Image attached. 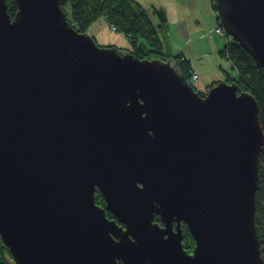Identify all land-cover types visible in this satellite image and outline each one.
Instances as JSON below:
<instances>
[{"label":"water","instance_id":"obj_1","mask_svg":"<svg viewBox=\"0 0 264 264\" xmlns=\"http://www.w3.org/2000/svg\"><path fill=\"white\" fill-rule=\"evenodd\" d=\"M66 1L15 0L12 17L0 0V237L15 263L264 264L256 97L226 80L200 93L172 61L99 45ZM216 2L264 69V0Z\"/></svg>","mask_w":264,"mask_h":264},{"label":"trees","instance_id":"obj_2","mask_svg":"<svg viewBox=\"0 0 264 264\" xmlns=\"http://www.w3.org/2000/svg\"><path fill=\"white\" fill-rule=\"evenodd\" d=\"M69 1L72 16L70 18L69 13H67L68 19L80 33H89L90 28L95 23L107 19L113 31L121 33L129 41L127 49H121L117 46L119 49L123 52L130 51L140 58L172 61L176 68L196 88L195 83L192 81L193 74L191 73L189 60L182 55H174L168 47L171 29L163 10L153 9L152 11L146 9L135 0H67L63 3V6ZM212 2H214V10L217 12L216 0H212ZM8 11L12 17L17 13L15 0H8ZM221 55L229 59L234 71L233 73H227L225 80L230 84L237 82L239 91H248L256 97L261 107L259 118L264 128V69L259 67L253 56L231 37H229L228 45L221 52ZM215 84L209 87L211 88ZM259 161L260 184L256 200V225L264 259V146ZM96 200L101 206H106V201L99 192ZM107 216L110 219L115 218L110 211H107ZM156 219L160 221L158 216H156ZM184 229L185 248L189 252H193L195 239L189 229L185 226ZM0 264H16L10 248L5 246L2 237H0Z\"/></svg>","mask_w":264,"mask_h":264},{"label":"crops","instance_id":"obj_3","mask_svg":"<svg viewBox=\"0 0 264 264\" xmlns=\"http://www.w3.org/2000/svg\"><path fill=\"white\" fill-rule=\"evenodd\" d=\"M135 1L146 9L165 12L171 29L168 47L174 55L189 60L192 74H199L200 79L195 84L198 90L207 91L215 82L224 81L227 73L234 72L229 59L221 55L227 42L225 45L223 37L213 30L219 21V13L214 10L212 0ZM88 34L99 43H106L103 45L127 49L129 44L121 33L113 31L107 19L95 23Z\"/></svg>","mask_w":264,"mask_h":264},{"label":"built area","instance_id":"obj_4","mask_svg":"<svg viewBox=\"0 0 264 264\" xmlns=\"http://www.w3.org/2000/svg\"><path fill=\"white\" fill-rule=\"evenodd\" d=\"M218 26L216 27V33L217 34H220L223 38L224 37H226L228 40H229V37H230V35H229V33H227V31H226V28H225V26H224V23H222V21L221 20H219L218 21ZM229 36V37H228ZM192 81L196 84L198 81H199V75H197V74H193V76H192Z\"/></svg>","mask_w":264,"mask_h":264},{"label":"rangeland","instance_id":"obj_5","mask_svg":"<svg viewBox=\"0 0 264 264\" xmlns=\"http://www.w3.org/2000/svg\"><path fill=\"white\" fill-rule=\"evenodd\" d=\"M217 3V2H216ZM64 8H65V10L69 13V17L71 18V16H72V9L70 8V1L67 3V4H65L64 5ZM218 22V21H217ZM216 22V23H217ZM218 24L219 23H217L216 24V26H215V28L213 29L214 30V32L216 33V27L218 26ZM213 30H212V32H213ZM212 32H210V33H212ZM217 34V33H216ZM220 35V34H219ZM219 37H221V36H219ZM222 38V37H221ZM224 41H225V45H226V42H227V45H228V39L226 38V37H224V38H222ZM227 40V41H226ZM98 42V41H97ZM98 44L99 45H102L103 46V44H106V43H103V44H101V43H99L98 42ZM104 46H106V45H104ZM226 47V46H225ZM196 74V73H195ZM197 75H199V74H197Z\"/></svg>","mask_w":264,"mask_h":264},{"label":"clouds","instance_id":"obj_6","mask_svg":"<svg viewBox=\"0 0 264 264\" xmlns=\"http://www.w3.org/2000/svg\"><path fill=\"white\" fill-rule=\"evenodd\" d=\"M219 20H221V18L219 19ZM231 37V36H230ZM232 38V37H231ZM233 39V38H232ZM193 76V75H192ZM198 89V88H197Z\"/></svg>","mask_w":264,"mask_h":264}]
</instances>
